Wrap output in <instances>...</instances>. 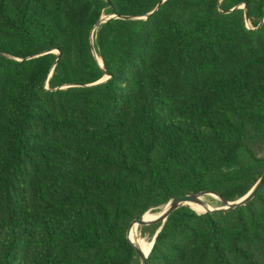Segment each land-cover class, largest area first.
I'll return each mask as SVG.
<instances>
[{"label": "trees", "instance_id": "trees-1", "mask_svg": "<svg viewBox=\"0 0 264 264\" xmlns=\"http://www.w3.org/2000/svg\"><path fill=\"white\" fill-rule=\"evenodd\" d=\"M161 1L0 0V264H140L264 171V0ZM160 225L146 264H264V187Z\"/></svg>", "mask_w": 264, "mask_h": 264}, {"label": "water", "instance_id": "water-1", "mask_svg": "<svg viewBox=\"0 0 264 264\" xmlns=\"http://www.w3.org/2000/svg\"><path fill=\"white\" fill-rule=\"evenodd\" d=\"M108 18L109 17L100 18L99 21L96 23V26L98 24L104 22ZM121 18L127 19V20L137 19V17H129V16H123ZM245 20L247 21V15L246 14H245ZM107 78H108V76H107ZM98 82H101V81H98ZM98 82H96V83H98ZM263 187H264V171L262 172L260 177L256 180L254 185L251 187V189L246 194H244L240 198L233 200V201H226L223 198H221L220 196H218L216 193L211 192V191H201L198 193L186 194L180 198H172L165 204L163 209L161 211H159V213L155 217H153L151 219H145L144 215H143L140 218L134 219L130 223V225L126 231V237L129 240V242L132 244V246L135 250V253L139 259L140 264H146V258H147V255H148L150 249L148 250L147 254H144V252L137 245H135V243L129 238V231L133 226L138 227V226L152 225V224H156L159 222L161 223L160 227L158 228V230L155 232L154 236L151 239V246H152L155 235L160 230V228H161L162 224L164 223V221L166 220L167 216L176 208H178L180 206H184V205L189 206L188 205L189 202L194 203L196 205L204 206L205 203H204V201H202L200 199V196L209 195V196H212L213 198L218 199L219 202L221 203V205L219 207H210V208L205 207L204 211L201 213L215 212V211L224 212V211H227L230 209H234L238 206L244 205L246 202H248L250 199L253 198V196L255 195V193L257 191L261 190ZM151 246H150V248H151Z\"/></svg>", "mask_w": 264, "mask_h": 264}, {"label": "bare ground", "instance_id": "bare-ground-1", "mask_svg": "<svg viewBox=\"0 0 264 264\" xmlns=\"http://www.w3.org/2000/svg\"><path fill=\"white\" fill-rule=\"evenodd\" d=\"M188 205H189L194 211H196V212H198V213L203 212L204 209H205V207H206V208H210V206H208V205H206V204H205L204 206H200V205H196V204H194V203L189 202ZM156 215H157V214H156ZM156 215H147V216H144V218H145V219H151V218L155 217ZM136 228H137V227L133 226V227L130 229V231H129V238L135 243V245H137V246L142 250V248L140 247V245H139V243H138V241H137V238H136ZM142 251L144 252V254H147V252H148V250H147V251L142 250Z\"/></svg>", "mask_w": 264, "mask_h": 264}, {"label": "rangeland", "instance_id": "rangeland-1", "mask_svg": "<svg viewBox=\"0 0 264 264\" xmlns=\"http://www.w3.org/2000/svg\"><path fill=\"white\" fill-rule=\"evenodd\" d=\"M104 18H107V16H103ZM248 26H249V24L248 23H246ZM210 201H211V204L213 205V207H219L221 204H220V202H219V200L218 199H216V198H212L211 197V199H210ZM163 209V207L161 208V210ZM160 210V211H161ZM149 213H156V212H149ZM139 227V226H138ZM138 227H137V236L138 237H140V238H143V239H145V240H148V238H147V236H142L141 235V233H140V231L138 230Z\"/></svg>", "mask_w": 264, "mask_h": 264}]
</instances>
